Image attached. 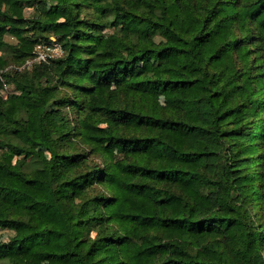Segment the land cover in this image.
Here are the masks:
<instances>
[{
	"label": "trees",
	"instance_id": "obj_1",
	"mask_svg": "<svg viewBox=\"0 0 264 264\" xmlns=\"http://www.w3.org/2000/svg\"><path fill=\"white\" fill-rule=\"evenodd\" d=\"M4 85L0 264H264V0H0Z\"/></svg>",
	"mask_w": 264,
	"mask_h": 264
},
{
	"label": "built area",
	"instance_id": "obj_2",
	"mask_svg": "<svg viewBox=\"0 0 264 264\" xmlns=\"http://www.w3.org/2000/svg\"><path fill=\"white\" fill-rule=\"evenodd\" d=\"M63 53V47L59 40L54 36H50L49 40L45 43H39L34 48V54L32 57L28 58L24 65H30L35 61H46L50 58H55ZM6 88V85H4Z\"/></svg>",
	"mask_w": 264,
	"mask_h": 264
},
{
	"label": "rangeland",
	"instance_id": "obj_3",
	"mask_svg": "<svg viewBox=\"0 0 264 264\" xmlns=\"http://www.w3.org/2000/svg\"><path fill=\"white\" fill-rule=\"evenodd\" d=\"M39 14H40V11L38 9H36V8H33V7H26L25 8L26 17H30L31 15L37 16ZM5 39H6L7 42H10V43H15L16 42V38L10 33H6L5 34ZM9 92H11V88L10 87H6L4 89L2 87L0 89V93L2 95H6ZM9 234H10V231H8L6 229H0V241L8 240L9 239ZM20 248H21V251H25L24 250L25 248L24 249H23V247H20ZM41 262H42V260L39 259L37 256L31 255V263L32 264H41Z\"/></svg>",
	"mask_w": 264,
	"mask_h": 264
}]
</instances>
